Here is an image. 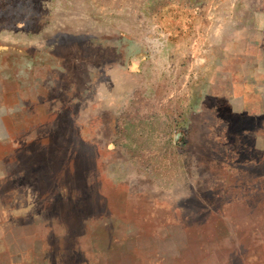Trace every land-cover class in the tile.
<instances>
[{
  "label": "rangeland",
  "instance_id": "obj_1",
  "mask_svg": "<svg viewBox=\"0 0 264 264\" xmlns=\"http://www.w3.org/2000/svg\"><path fill=\"white\" fill-rule=\"evenodd\" d=\"M27 48L63 66L0 80V264H264V0H0Z\"/></svg>",
  "mask_w": 264,
  "mask_h": 264
},
{
  "label": "crops",
  "instance_id": "obj_2",
  "mask_svg": "<svg viewBox=\"0 0 264 264\" xmlns=\"http://www.w3.org/2000/svg\"><path fill=\"white\" fill-rule=\"evenodd\" d=\"M26 50L30 52L27 53V55L25 54L26 56H21V54H12L7 59L6 69L0 70V80L5 82L8 87H11L13 89L16 88V90H14L15 94H18V90L21 91L24 96L23 98H26L25 100L23 99L24 102L30 100L31 97L40 96L41 98H47L42 99L40 103L49 104L50 101L48 100V97L51 96L52 98L56 99V97H54L56 96L55 91L57 90V85L60 84L61 81H55L53 85L50 81L48 82L46 80V72L48 70L57 71L59 67L62 68L63 63L61 61V58H59L56 53L48 50H31L30 48H27ZM82 52L83 54H77L76 59L73 60V62H76L77 64L81 63L83 65L85 63L86 70H88L89 67L93 68L95 65V54L93 53V51L90 50L89 53V50L87 49L82 50ZM85 88L87 94L90 90L93 91L94 81H91L90 87L88 82L87 85H85ZM72 90H74V88ZM87 105H89L88 97ZM91 132L93 136L94 124L92 126Z\"/></svg>",
  "mask_w": 264,
  "mask_h": 264
}]
</instances>
